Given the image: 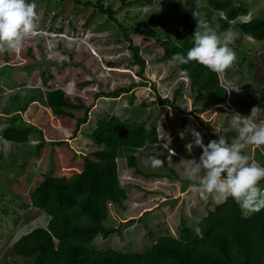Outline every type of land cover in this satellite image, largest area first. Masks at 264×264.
Instances as JSON below:
<instances>
[{
  "label": "rangeland",
  "instance_id": "374dc122",
  "mask_svg": "<svg viewBox=\"0 0 264 264\" xmlns=\"http://www.w3.org/2000/svg\"><path fill=\"white\" fill-rule=\"evenodd\" d=\"M90 1L115 10L117 22L127 26L134 27L155 15L161 22L156 25L158 34L167 31L179 42L188 36L193 38L187 24L196 28L197 18H203L206 13L205 0H127L131 4L121 0ZM245 1L249 11L241 17L242 21L264 17V0ZM35 3L40 16L36 32L24 41L19 53L10 50L0 55V264H10L5 262L6 258L9 261L17 258L11 243L18 234L45 226L48 221L40 209L24 206L29 202L30 192L46 175L68 177L81 170L85 156L99 147L90 134L95 120L107 114L123 121H143L146 127L156 125L158 142L136 153V167H129L123 157L117 159L120 185L127 198L121 206L109 209L105 222L112 226L120 224L118 232L108 239L97 238L98 246L147 245L149 229L168 228L177 234L182 219L196 227L206 209L216 203L215 194L202 200L187 178L190 164L185 160L198 161L202 154V149L193 143L190 131L193 128L201 133L205 145L213 140L208 129L218 137L231 132L227 142L241 146L249 156L258 153L264 165V149L243 144L238 133L240 116L264 124L261 106L264 42L248 36L240 39L238 30L229 29L236 37L234 49L243 47L256 64L249 67L236 62L220 73L224 87L230 82L240 90L227 88L224 102L196 111L202 101L194 97L188 78L163 59L151 38L131 34L146 62L140 77L138 66L131 64L128 42L123 40L118 24L106 14L92 6L77 9L79 6L75 8L66 0H35ZM28 48L32 49L31 53ZM41 72H45L47 80L44 85ZM128 86L129 91L117 97L100 96L102 92ZM53 88H62L72 102L83 105L81 109H71L77 117H83L87 109V122L76 133L75 119L54 116L46 105V92ZM175 90L180 91L175 100L177 107L159 104L157 93L161 98H171ZM14 113L35 127L26 143L2 138V130L15 125L8 120ZM181 133L187 135L184 142ZM190 143L191 152L186 147ZM38 144L43 145L39 153H34ZM156 153L164 161L160 168L151 167L147 160ZM138 217L141 219H135ZM131 218L138 221L126 222ZM21 264L28 262L25 259Z\"/></svg>",
  "mask_w": 264,
  "mask_h": 264
},
{
  "label": "trees",
  "instance_id": "16d2710c",
  "mask_svg": "<svg viewBox=\"0 0 264 264\" xmlns=\"http://www.w3.org/2000/svg\"><path fill=\"white\" fill-rule=\"evenodd\" d=\"M66 1L73 3L75 8L79 6L77 9L92 6L118 24L123 40L128 42L131 64L138 66L137 74L140 77L146 62L139 53L140 47L133 43L131 34L151 38L161 50L163 59L169 62L174 53L186 55L193 46L190 36L179 42L167 31L159 35L160 30L156 25L161 22L155 15L132 27L117 22L115 10L100 2ZM121 1L131 4L127 0ZM205 1L206 13L202 19H207L213 26L219 25L218 31L234 28L239 31L240 39L248 36L257 42H264L263 16L241 20L249 11L245 0ZM187 28L193 34L195 27L187 24ZM31 50L27 49L29 53ZM235 51L238 55L237 64L246 63L249 67L256 64L248 53L245 54L243 47L235 46ZM173 66L188 78L194 97L202 101L196 111L227 99V88L220 83L219 74L195 61ZM44 73L41 72L43 85L47 83ZM130 86L102 92L100 96L117 97L129 91ZM179 92L175 90L171 98H161L157 93L159 104L177 107L175 100ZM45 96V103L54 116L75 119L74 133L87 122V109L83 117H77L72 110L81 109L83 105L72 102L62 88L49 89ZM261 106L264 110V97ZM8 120L15 125L6 126L2 130V138L13 143H26L29 133L35 129L34 125L24 121L19 113L12 114ZM90 134L99 147L85 156L79 172L68 177L46 175L30 192L29 202L24 206L40 209L48 216V221L45 226H35L13 240L11 248L17 258L11 261L6 258L5 262L21 264L26 259L28 264H264V209L245 216L231 197L220 203L215 201L214 205L206 209L196 227L187 225L182 219L177 234L171 233L168 228L149 229V243L144 246H98L97 238L108 239L118 232L120 224L112 226L105 225V222L109 209L121 206L127 198L125 189L120 185L117 159L123 157L129 167H136V153L154 146L158 142V132L154 124L146 127L143 121H123L116 115L107 114L95 120V127ZM208 134L210 138H219L209 129ZM230 134L225 132L223 136L226 139ZM186 139L187 135L181 141ZM42 145L38 144L37 151L33 152L39 153ZM256 148L264 149V145ZM259 156L256 152L250 155L261 163ZM183 185H187V182ZM259 186L264 187V180L260 181Z\"/></svg>",
  "mask_w": 264,
  "mask_h": 264
},
{
  "label": "clouds",
  "instance_id": "9594fccd",
  "mask_svg": "<svg viewBox=\"0 0 264 264\" xmlns=\"http://www.w3.org/2000/svg\"><path fill=\"white\" fill-rule=\"evenodd\" d=\"M39 19L35 0H0V55L10 50L19 53L24 41L36 32ZM218 29L219 25L213 26L207 19L197 18L192 34L193 46L186 55L174 53L170 63L185 65L195 61L214 73H225L238 61L232 46L236 37L231 30L220 32ZM226 85L228 90H240L230 82ZM239 123V139L243 144L264 145V124L241 116ZM190 131L194 145L202 149L198 161L185 160L190 164L187 178L193 182V191L205 201L212 194L218 201L231 197L245 216L264 209V188L259 186L264 180V165L245 154L241 146L227 142L223 135L205 145L200 132L194 128ZM186 147L191 152L193 144ZM169 152L171 155L172 150L169 149ZM147 160L153 168L164 166L159 153L149 155Z\"/></svg>",
  "mask_w": 264,
  "mask_h": 264
}]
</instances>
